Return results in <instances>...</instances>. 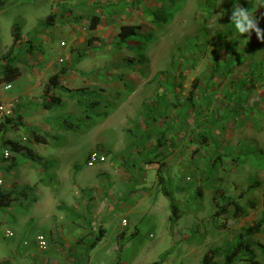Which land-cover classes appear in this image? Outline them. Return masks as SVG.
Masks as SVG:
<instances>
[{
    "label": "rangeland",
    "instance_id": "rangeland-1",
    "mask_svg": "<svg viewBox=\"0 0 264 264\" xmlns=\"http://www.w3.org/2000/svg\"><path fill=\"white\" fill-rule=\"evenodd\" d=\"M199 1L80 0L63 15L54 14L51 24H40L37 40L25 32L13 51L34 91L20 106L22 126L8 127L5 136L32 150L41 166L22 153L8 160L0 156L4 191L12 192L11 205L0 212V264H202L214 248L220 251L212 264H224V250L241 236L264 263V227L244 235L264 210V132L243 143L231 123L239 121L243 105L233 84L241 57L237 47L243 49L250 38L229 15L242 0H216L208 9ZM248 1L264 29V0ZM25 2L13 1L0 13V64L12 46V26L22 27L29 15ZM51 8L62 11L60 5ZM72 12L101 18L100 31H88L96 36L90 46L85 35L74 44L70 30L82 27L67 14ZM155 15L164 22H154ZM122 24L150 36L140 51L119 42ZM60 57L57 73L71 74L59 77L70 91L54 90L61 105L44 110L43 85L54 72L45 74L43 66ZM249 61L241 65L255 69ZM21 82L4 101L21 93ZM93 101L101 106L93 108ZM32 130L46 143H36ZM160 137V149L152 153ZM93 151L104 159L88 167ZM164 189L176 203L177 221ZM219 192L246 214L214 217L222 203ZM99 228L105 238L89 251ZM5 229L14 232L13 239L4 238ZM117 233L120 251L109 255ZM37 235L48 240L46 250L36 247Z\"/></svg>",
    "mask_w": 264,
    "mask_h": 264
},
{
    "label": "trees",
    "instance_id": "trees-1",
    "mask_svg": "<svg viewBox=\"0 0 264 264\" xmlns=\"http://www.w3.org/2000/svg\"><path fill=\"white\" fill-rule=\"evenodd\" d=\"M174 0H170V3H172ZM216 0H200L198 2L200 7L204 8H210L213 5V2ZM3 2H0V7ZM241 6L244 8H247L248 11L251 13V4L250 1L248 0H242ZM231 15V13H230ZM230 15H229V21H230ZM153 20H158L154 22H158V24H161L164 22V18L158 17L157 15L152 17ZM98 17L94 16L91 19V29L94 30L97 23H98ZM53 16L49 15L45 22H50L52 23ZM153 22V21H152ZM201 29L206 30V20H203L202 22ZM230 23H232L230 21ZM12 46L10 50L2 57V63L0 64V82H7V83H13L15 82L20 76H21V71L18 67V61L16 60V55L14 54V48L17 45H20L22 41V34H21V25L19 24H14L12 26ZM117 37L119 39V42L128 47L129 49H134L136 48L139 49L141 46L144 44L146 45L149 41L150 36L145 35L141 32V28L137 25H131V24H122L119 27ZM138 51V52H139ZM215 69V68H214ZM216 70V69H215ZM65 72L64 70L59 71L58 73L50 76L48 78V81L46 84L43 86V102H42V108L44 110H51L52 108L58 107L61 105V101H59V98H56L55 96H52L51 93L59 89L61 91L67 92L70 91L69 89H66L64 86L61 85L59 81V77L63 75ZM85 88H77L75 92H81L84 91ZM91 105L94 107H99L101 106V103L98 101H93ZM19 111L16 109L14 110V116L13 117H7L5 118L4 123L2 124V128L5 131L7 130L8 127L11 128H19L22 126V118L18 114ZM32 135L34 138V141L38 144H45L46 139L45 137L39 136L38 134H35V131L32 130ZM162 142V137H160L157 142L156 146L154 147V150L152 153L155 151H158L160 149V143ZM6 145L10 147L12 150V153L14 154H24L29 157L33 161V163H37L39 166H41V159L40 157L36 156V154L30 150L29 148L25 146H20L17 142H12V141H6ZM166 155L163 156L162 159H164ZM149 163H152V161H149ZM160 169V165L158 170ZM161 180V176L159 177V182ZM257 183H254L251 185V187H255ZM163 193L166 195V197L169 199V204H170V209L172 211V216L174 217V221L178 220V215H177V206L175 201L172 198V195L170 191H166L165 189L163 190ZM1 200H0V210L7 209L12 202V192L9 191H1ZM216 197L222 199V203L218 206L217 210L214 213V217H220V216H226L229 215L233 219H240L246 214V210L241 207L233 198L226 197L223 192L216 193ZM216 197L214 199H216ZM241 197V195L239 196ZM248 207L250 209H255L256 208V203L253 200H249L248 202ZM230 207L233 208V211L230 212ZM264 227V210L262 211L260 219L255 222L252 226H250L246 231L245 234L246 236H251L254 234H257L261 232L262 228ZM104 237V230L99 228L95 235L93 236V239L89 242L87 246V250H92ZM120 238V235H119ZM245 236H241L239 240L232 246L226 248L224 250V264H234L237 261L244 262L246 264H264L260 261L257 260L256 254L251 247L250 243L244 240ZM85 237L81 238V241L84 240ZM220 251V248H214L209 251H207L203 258H202V264H212L213 259L215 255ZM80 259H78L79 261Z\"/></svg>",
    "mask_w": 264,
    "mask_h": 264
},
{
    "label": "crops",
    "instance_id": "crops-1",
    "mask_svg": "<svg viewBox=\"0 0 264 264\" xmlns=\"http://www.w3.org/2000/svg\"><path fill=\"white\" fill-rule=\"evenodd\" d=\"M13 1H16V0H0V2H3L0 7V13H2L6 9V7L10 5V3ZM73 2H80V0L79 1L78 0H26L25 5L30 7L31 9L29 10V13H28L29 15L24 20H22L23 21V25L21 27L22 38L26 34L25 32H27L29 37L30 35H32L31 38L35 37L36 39L38 37L37 34L41 33V32L38 33L37 31L38 26L42 24L43 22H45L46 19L44 18H47L49 15L53 16L54 14L63 15L65 12L70 10L69 8H72V6L73 7L76 6V5L75 6L73 5L74 4ZM15 4L19 5L20 2H17ZM52 4L62 6V11L61 9L57 10V9L51 8ZM64 4H66L67 6L64 7ZM67 14L71 15L73 17V21H75V23L77 24H80L82 27L81 31L79 30V28L77 29V25H76V28L73 27V30H70V35H72L74 44L78 47L79 43L81 42L83 43L85 41L83 40L85 38L84 37L85 35L87 39L86 43L88 46H90L91 42H93V38L96 36L93 34L89 35L88 31H91L93 33L99 32L100 31L99 25L101 23V18L97 16L98 23L95 29L92 30L90 27L91 19L96 15H92V14L89 15V14L83 13L84 15L81 14L77 17V16H73L74 14L73 12L67 13ZM54 21L55 20L53 17L52 22ZM82 22L87 23V27H83ZM247 38H250V39H247L245 41L246 46L243 49L240 47V45H238L237 47L238 52L236 53V57L237 58H239L240 56L241 57L239 59L240 62L238 63L239 66H237L238 68L235 69V73H234L235 76L233 79V84H238L239 86L237 88L239 99H236V100H238L240 103H243V105H241V107L239 108L242 116L239 115V121L236 119H233V122H231L234 125L232 129V134L241 135L243 143H249V141L251 143V141L253 140V135L251 134H255L257 131L264 132V41L259 40L255 32H253L252 35H248ZM28 40H30V42L33 41L30 38ZM30 42L26 41V43H29V44ZM30 48H32L31 44H30ZM66 48H68V45L66 46ZM249 51H251L252 54ZM248 59L250 60L248 62V65L251 66L253 64L255 66V69H252L251 67L250 69H245V67L241 65L242 62H245ZM59 60H62V57L58 58V60L50 59L43 66L44 73L48 75L49 71L53 70L54 73H52V75L56 74L58 71L57 64L60 63ZM38 61L41 64H43L41 60H38ZM19 69L21 71V76L15 82H13V85H16V86L19 82H21L22 77L24 78L22 69L20 67ZM69 74L70 73L66 71L62 76L69 75ZM52 75H49V76H52ZM70 77H71V74L69 76V79ZM24 79L25 81L23 80L21 82L22 83L21 93H19L14 98L9 100V101H12L14 105L13 114L10 117L14 116V110L17 109L20 112V106L23 105L24 100L25 101L30 100V98L32 97V93L34 91L32 80L30 78H24ZM47 81L48 79H46L44 84H46ZM59 81L60 83L62 82L61 79H59ZM220 82H221L222 87H224L225 79H222ZM61 85L64 86V81L61 83ZM42 95H43V90H42ZM42 102H43V99H42ZM22 117L23 116H21V118ZM167 218H169V215ZM119 233L116 234L117 237L114 240L115 242L111 243L113 244L111 248L110 249L107 248L109 255L115 254L117 251L118 252L120 251V246L118 242L119 240H121L122 236ZM119 235H120V238H119ZM104 238L105 237H103L96 246H98L99 244H102V241L104 240ZM96 246L90 251H93L96 248Z\"/></svg>",
    "mask_w": 264,
    "mask_h": 264
},
{
    "label": "built area",
    "instance_id": "built-area-1",
    "mask_svg": "<svg viewBox=\"0 0 264 264\" xmlns=\"http://www.w3.org/2000/svg\"><path fill=\"white\" fill-rule=\"evenodd\" d=\"M61 47H66L64 43L61 44ZM62 63V60H59ZM13 89V83L0 82V156L2 159L8 160L12 158V150L8 145L5 144L7 141L4 130L2 128V124L5 121V118L12 116L14 105L12 101H4L3 98ZM103 156L99 152L93 151L90 152L87 158V166L92 167L96 163L103 161ZM5 180L3 176L0 174V193L4 190ZM1 200V194H0ZM1 212V210H0ZM1 214V213H0ZM1 216H0V224H1ZM4 238L13 239L15 234L11 229L4 230ZM26 244V243H24ZM35 245L40 250H46L48 248V240L43 235H37L35 237Z\"/></svg>",
    "mask_w": 264,
    "mask_h": 264
},
{
    "label": "clouds",
    "instance_id": "clouds-1",
    "mask_svg": "<svg viewBox=\"0 0 264 264\" xmlns=\"http://www.w3.org/2000/svg\"><path fill=\"white\" fill-rule=\"evenodd\" d=\"M222 14L224 13L222 12ZM230 21L241 35H250L252 32H255L257 38L264 41V29L259 27V21L247 8L240 6L238 3L234 4L231 10Z\"/></svg>",
    "mask_w": 264,
    "mask_h": 264
}]
</instances>
